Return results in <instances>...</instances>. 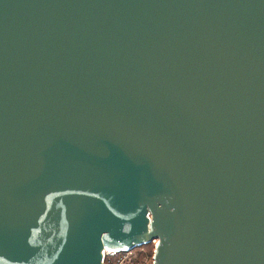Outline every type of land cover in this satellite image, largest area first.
Segmentation results:
<instances>
[{
	"label": "water",
	"instance_id": "water-1",
	"mask_svg": "<svg viewBox=\"0 0 264 264\" xmlns=\"http://www.w3.org/2000/svg\"><path fill=\"white\" fill-rule=\"evenodd\" d=\"M264 264V0H0V264Z\"/></svg>",
	"mask_w": 264,
	"mask_h": 264
},
{
	"label": "rangeland",
	"instance_id": "rangeland-1",
	"mask_svg": "<svg viewBox=\"0 0 264 264\" xmlns=\"http://www.w3.org/2000/svg\"><path fill=\"white\" fill-rule=\"evenodd\" d=\"M155 241H150L142 246H136L129 250L132 264H151L152 252ZM130 264V263H129Z\"/></svg>",
	"mask_w": 264,
	"mask_h": 264
},
{
	"label": "built area",
	"instance_id": "built-area-1",
	"mask_svg": "<svg viewBox=\"0 0 264 264\" xmlns=\"http://www.w3.org/2000/svg\"><path fill=\"white\" fill-rule=\"evenodd\" d=\"M129 250H111L102 251V264H132L129 256ZM152 264V262H151Z\"/></svg>",
	"mask_w": 264,
	"mask_h": 264
},
{
	"label": "bare ground",
	"instance_id": "bare-ground-1",
	"mask_svg": "<svg viewBox=\"0 0 264 264\" xmlns=\"http://www.w3.org/2000/svg\"><path fill=\"white\" fill-rule=\"evenodd\" d=\"M102 251H111V249H103ZM114 251V250H113Z\"/></svg>",
	"mask_w": 264,
	"mask_h": 264
},
{
	"label": "trees",
	"instance_id": "trees-1",
	"mask_svg": "<svg viewBox=\"0 0 264 264\" xmlns=\"http://www.w3.org/2000/svg\"><path fill=\"white\" fill-rule=\"evenodd\" d=\"M142 245H145V244H141V245H139V246H142Z\"/></svg>",
	"mask_w": 264,
	"mask_h": 264
}]
</instances>
